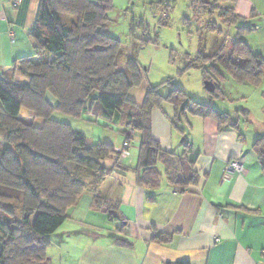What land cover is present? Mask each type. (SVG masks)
<instances>
[{
  "label": "trees",
  "instance_id": "1",
  "mask_svg": "<svg viewBox=\"0 0 264 264\" xmlns=\"http://www.w3.org/2000/svg\"><path fill=\"white\" fill-rule=\"evenodd\" d=\"M196 1L200 0H189L191 5ZM209 1H221L230 16L225 25L236 26L239 19L229 6L232 0ZM109 8V0H39L35 24L28 32L33 54L12 62L13 72L18 71L26 83L17 86L0 78V135L4 139L0 151V264H44L49 238L67 221V210L84 193L94 191L98 180L113 177L116 169L123 168L113 146L87 144L81 133L58 122L57 114L89 121L119 120L124 141L132 143L130 130L139 135L136 185L159 187L160 165L166 183L179 193L197 183L193 153L185 146L181 154L162 151L151 136V112L162 111L160 105L165 101L176 115L181 109L182 114L212 118L219 127H236L229 118L192 101L172 85L166 98L148 86L145 69L135 61L130 47L102 32ZM248 30L238 29L226 55L219 51L198 56L193 65L202 67L209 62L237 83L260 85L264 58L253 53L241 38ZM204 79L212 81L207 74ZM133 87L145 92L141 107L128 99ZM211 94L217 97L216 86ZM47 95L57 101L55 107L49 104ZM22 110L33 114L34 119H42L43 125L33 126L20 115ZM253 149L264 174V136ZM113 156L118 161L111 169L105 168L102 162ZM90 176L94 177L93 183L86 182ZM14 192L19 193L20 201H16L21 203L17 220L6 207L15 201ZM101 202L96 199L94 204L98 207ZM117 207L107 206L110 221H120ZM166 240L160 235L153 238L157 244ZM115 243L131 248L120 237Z\"/></svg>",
  "mask_w": 264,
  "mask_h": 264
},
{
  "label": "crops",
  "instance_id": "2",
  "mask_svg": "<svg viewBox=\"0 0 264 264\" xmlns=\"http://www.w3.org/2000/svg\"><path fill=\"white\" fill-rule=\"evenodd\" d=\"M12 1L0 0V78L19 86L26 80L13 72L12 62L33 54L28 32L35 24L39 0H19L16 5ZM229 6L239 19L232 27H249L241 38L264 58V0H232ZM47 100L57 105L52 96ZM20 115L28 116L35 127L43 125L30 112L22 110ZM185 119L184 133H178L171 118L155 109L150 114L151 136L166 153L181 154L183 142L189 144L196 185L175 191L158 165L160 186H137L136 133L129 157L119 162L128 170L116 169L113 177L98 180L94 191L84 193L67 210V221L49 238L44 264H264V174L253 149L263 136L240 127L239 120H231L236 127H219L212 118ZM235 159L243 172L225 179V165ZM102 164L111 169L113 162L106 159ZM93 180L90 176L86 182ZM96 199L102 200L98 207ZM110 205L118 206L120 221L109 220ZM79 220L81 226L76 225ZM158 235L166 242L155 243ZM116 237L127 240L131 248L119 247Z\"/></svg>",
  "mask_w": 264,
  "mask_h": 264
},
{
  "label": "rangeland",
  "instance_id": "3",
  "mask_svg": "<svg viewBox=\"0 0 264 264\" xmlns=\"http://www.w3.org/2000/svg\"><path fill=\"white\" fill-rule=\"evenodd\" d=\"M109 4L102 32L130 47L135 61L145 69L148 86L155 88L160 97L166 98L172 85L192 101L232 121L239 120L240 127H249L252 133L264 136V83L240 84L212 63L206 62L202 67L193 65L198 56H210L219 51L226 55L230 41L236 37L238 28L225 25L230 16L221 1L212 4L209 0H200L191 5L189 0H109ZM205 74L212 78L217 97L205 90ZM128 99L141 107L145 92L133 87ZM160 106L171 118L175 131L184 133L185 118L190 116L182 114L181 109L176 115L165 101ZM56 120L81 133L89 145L109 144L119 148L124 140L119 120L94 118L89 121L61 114L56 115ZM2 140L0 135V151L4 147ZM179 147L182 148L180 140ZM67 166L72 169L71 165ZM12 196L15 201L8 202L11 204L6 207L14 213L12 219L17 220L21 204L19 193L14 192ZM76 225L81 226L80 220Z\"/></svg>",
  "mask_w": 264,
  "mask_h": 264
},
{
  "label": "built area",
  "instance_id": "4",
  "mask_svg": "<svg viewBox=\"0 0 264 264\" xmlns=\"http://www.w3.org/2000/svg\"><path fill=\"white\" fill-rule=\"evenodd\" d=\"M18 2H19V0H13L12 1L13 5H16ZM129 135H130V137H132L134 135V131L130 130ZM183 146L189 147V144H187L186 142H183ZM130 148H131V144L128 141H124L121 144V147L117 148L115 153L118 155L119 159L127 158L130 155L129 154ZM118 157L113 156L111 161L112 162L118 161ZM242 172H243V167H242L240 160L239 159L231 160V161L227 162L225 165L223 177L225 179H227V178H229L230 174L235 173L237 175H240ZM177 192H179V191L177 190Z\"/></svg>",
  "mask_w": 264,
  "mask_h": 264
},
{
  "label": "water",
  "instance_id": "5",
  "mask_svg": "<svg viewBox=\"0 0 264 264\" xmlns=\"http://www.w3.org/2000/svg\"><path fill=\"white\" fill-rule=\"evenodd\" d=\"M204 88H205V90H206L207 92H209V93H213L214 90H215L214 83H213L212 81H210V80H206V81L204 82Z\"/></svg>",
  "mask_w": 264,
  "mask_h": 264
}]
</instances>
